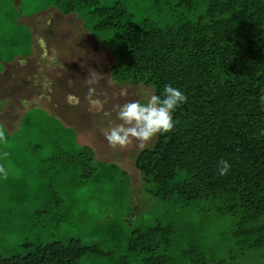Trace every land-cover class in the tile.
Masks as SVG:
<instances>
[{"label": "trees", "instance_id": "obj_1", "mask_svg": "<svg viewBox=\"0 0 264 264\" xmlns=\"http://www.w3.org/2000/svg\"><path fill=\"white\" fill-rule=\"evenodd\" d=\"M49 9L75 14L111 52L117 84L156 95L171 84L187 101L173 130L135 154L153 205L134 223L132 179L118 163L98 159L44 109H28L11 135L0 119L7 138L40 129L26 147L41 183L33 229L70 221L76 209L66 193L75 190L99 188L106 205L93 241L30 239L18 253L0 249V264H264V0H0V73L32 55L21 18ZM34 110L44 114L37 125ZM12 151L0 145L1 154ZM222 159L231 165L225 176Z\"/></svg>", "mask_w": 264, "mask_h": 264}, {"label": "rangeland", "instance_id": "obj_2", "mask_svg": "<svg viewBox=\"0 0 264 264\" xmlns=\"http://www.w3.org/2000/svg\"><path fill=\"white\" fill-rule=\"evenodd\" d=\"M72 15L46 12L24 19L34 29V55L20 63L7 65L6 70L0 73V97L3 101L0 119L7 126L6 132L11 135L19 129L16 127H19L21 117L28 109H44L55 119L61 120L65 127L73 129L79 144L91 146L98 159L118 163L132 179L129 206L133 214L128 219L134 218L131 221L134 223L148 214L153 205L144 192L142 176L133 164L135 154L142 149L135 143L123 150L113 149L105 139L104 130L120 123L115 105L133 100L146 104L154 92L146 86L117 84L109 73L114 61L111 52ZM90 68L103 76L97 93H106L107 102L99 106H91L85 100L88 89L84 79ZM122 91L127 94L121 95ZM98 98L105 100L103 95ZM43 115L34 110L32 124L37 125ZM39 131L25 126L22 135L7 138L6 143L0 142V145L14 148L6 155L0 153V166L7 172L6 176L0 174V249L6 255L20 252V248H17L19 245L39 237L43 243L66 242L71 238L91 242L95 238L93 232L100 227L101 214L106 211L103 210L106 207L103 204L105 197L99 188L75 190L66 193L69 203L72 202L76 209L70 221L66 223L63 218L58 226L33 229L31 221L36 211L42 208L38 207L37 200L41 183L31 178L37 162L26 152V147H32L39 140ZM157 136L145 148L152 146ZM43 137L48 140L50 133ZM65 174V179L70 177L68 173ZM83 215H89L85 223L80 222ZM44 217L45 214L37 222L38 226L45 225L47 218L44 220Z\"/></svg>", "mask_w": 264, "mask_h": 264}, {"label": "clouds", "instance_id": "obj_3", "mask_svg": "<svg viewBox=\"0 0 264 264\" xmlns=\"http://www.w3.org/2000/svg\"><path fill=\"white\" fill-rule=\"evenodd\" d=\"M83 68V66L81 65ZM89 74L84 79L87 85L85 100L91 106H99L107 102L106 93H97V87L103 76L94 69H89ZM121 92V95H126ZM105 96L101 101L98 96ZM187 97L178 88L171 84L165 85L163 93L153 94L148 98L146 104L133 100L123 105H115L117 119L120 123L110 126L104 130L105 139L113 149H125L132 144L143 149L158 134H166L173 130L175 122L173 120L174 111L182 104L186 103ZM260 102L264 104V96L260 97ZM0 142H7V135L4 130H0ZM231 165L226 160H220L218 172L221 176L228 174ZM0 174L7 175L6 169L0 166Z\"/></svg>", "mask_w": 264, "mask_h": 264}, {"label": "crops", "instance_id": "obj_4", "mask_svg": "<svg viewBox=\"0 0 264 264\" xmlns=\"http://www.w3.org/2000/svg\"><path fill=\"white\" fill-rule=\"evenodd\" d=\"M19 1L20 0H17V4H19ZM46 12H56V13H58L59 15L61 14L58 10H55V9H49V10H46V11H44V12H42V13H40V14H43V13H46ZM40 14H38V15H32V16H30V17H22L21 18V20H20V22L21 23H25V24H27V25H29L30 27H31V30H32V33H33V36H34V41H33V44H32V48H33V52H32V55L30 56V57H32L33 55H34V50H35V44H36V37H35V34H34V29H33V26L31 25V24H29V23H26V22H24L25 20L24 19H28V18H32V17H37V16H39ZM73 15H75V14H73ZM72 15V16H73ZM76 16V15H75ZM77 17V16H76ZM77 20H79L78 18H77ZM80 21V20H79ZM81 22V21H80ZM22 60L20 59V58H17L16 59V61L14 62V63H12V64H16V63H20ZM11 65V64H10ZM3 73V72H2ZM1 98V97H0ZM1 101H2V99H1ZM3 102V101H2ZM4 123V122H3ZM7 127V126H6ZM16 128H19V127H16ZM15 128V129H16Z\"/></svg>", "mask_w": 264, "mask_h": 264}]
</instances>
